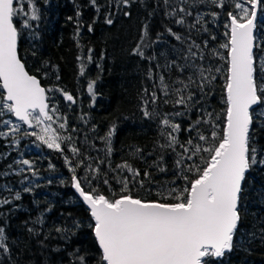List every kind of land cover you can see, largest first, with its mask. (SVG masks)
<instances>
[{
	"label": "trees",
	"instance_id": "obj_1",
	"mask_svg": "<svg viewBox=\"0 0 264 264\" xmlns=\"http://www.w3.org/2000/svg\"><path fill=\"white\" fill-rule=\"evenodd\" d=\"M96 3L99 11L91 0H36L40 19L30 21L32 27L25 29L22 25L27 4L24 0H16L14 7L21 9L14 18L20 31L19 56L29 74L36 75L45 89H62L74 98V102L67 101L60 91L47 92L50 106L54 105L58 114L67 121V127L58 131L62 135H70L72 146L78 147L82 154L89 157L84 165L76 169V173L84 178L89 164L93 168L99 167L100 179L93 180L92 186H99L102 191L110 194L108 186L103 184V174L108 173L112 190L119 192L120 185L112 179L115 172L110 169H115L117 164L127 160L141 172L148 170L152 173V182L146 183L144 189L134 187L133 192L156 198L159 186L172 181L177 171L176 153L159 147V144L165 142L161 136L159 119L163 118L164 113L171 115L184 110L182 106L174 107L171 102L164 104L165 97L159 91L160 76H164L165 83L172 86L178 77L186 79L191 74L190 70L181 74L176 67L169 68L168 65L173 60L183 65L184 54L193 40L201 45L206 57L197 63H203L205 67L224 65L225 61L220 60L219 56H211L209 53L212 50L225 52L219 45L226 41L227 12L234 9L231 4L216 7L203 3L191 7L189 0L183 6L189 7L193 14L185 17L184 24L178 25L175 20L181 13L166 15L173 8L181 6L178 0H169L168 5H165L164 0H133L127 7L117 5L116 0H96ZM78 11L79 16L76 15ZM125 11L130 15L125 16ZM212 12H217V17L214 18ZM198 13L202 19L197 24L195 21ZM109 16L113 20L111 25L105 22ZM257 23L261 25L258 34L264 37V11H261ZM89 25L92 31H89ZM145 25L148 26L150 39L155 40L157 34L161 37L151 48L146 49V55L155 56L151 61L132 54ZM167 28H171L183 39L176 40L167 33ZM205 28L207 31H204ZM205 40L208 41L207 49H204ZM89 48L92 49L91 53L88 52ZM82 65L83 74L80 72ZM149 67L153 70L152 79L147 76ZM90 81H95L93 93L88 91ZM223 83L221 74L206 89L211 95H206L198 107L220 113L224 107ZM192 90L199 100L201 94L194 86ZM153 91L159 97L155 107L160 117L147 119L141 108L144 107L143 100L149 99ZM167 98L172 100L175 97ZM147 107L151 111L154 106L149 104ZM198 115V111L193 110L183 117L173 118L174 122L181 124L182 130L175 134L181 143L189 138L188 132L183 129H187L188 124L196 120ZM8 118H12V115L6 114L2 119ZM60 122L63 120L53 126L58 128ZM113 125V151L108 155L105 142L99 137L105 136ZM206 127L202 125L201 130L204 131ZM73 128L76 130L72 131ZM6 130L0 124V131ZM253 130L255 145L264 158V127L254 125ZM192 136L195 137L196 133L193 132ZM33 141L31 149L18 157L17 154L25 149L21 147L22 143L19 142L16 149H11L13 136L0 137V173L9 172L8 175H0V199L11 200L7 205L0 204V226L6 230V242L10 247L8 254L0 253V264H69L68 253L77 249L87 258V264H96L98 246L88 227L90 217L87 207L71 187L72 173L64 162V156L78 161L84 159V155L74 156L68 142L62 144V155ZM135 148L141 149L142 154L131 155ZM180 151L177 146L176 152ZM161 155L163 162L160 166L166 169L164 172L158 171L153 164ZM18 159L33 161L38 171L37 177L25 173L32 181V192H23L24 187L30 186L29 182L21 184L22 175H16L8 168L9 165H13V169L18 168L14 164ZM50 163L54 169H49ZM49 180L52 182L48 183ZM61 180L65 183L61 184ZM167 186L183 187L184 182L180 179L178 184ZM84 187L90 190L87 183H84ZM16 191L21 193L19 200L12 199ZM240 211L241 221L235 236V248L222 258L210 259L209 264H264V165L257 164L246 174ZM38 217L43 220L42 224L34 223ZM74 220L81 222L79 229H72L74 235L62 238L55 232L57 226L72 228ZM28 228H34L39 235L29 233ZM56 248L59 251H53Z\"/></svg>",
	"mask_w": 264,
	"mask_h": 264
},
{
	"label": "snow or ice",
	"instance_id": "obj_2",
	"mask_svg": "<svg viewBox=\"0 0 264 264\" xmlns=\"http://www.w3.org/2000/svg\"><path fill=\"white\" fill-rule=\"evenodd\" d=\"M15 2L16 0H0V124L7 129L0 131V137L12 135L13 142H18L21 136H35L36 140L47 148L62 155V144L68 142L69 150L74 156L84 155V159L78 161L64 156V162L72 173L71 187L87 207L90 217L88 227L98 246L96 264H209L210 259L222 258L226 253L233 251L241 221L240 201L246 174L253 166L264 165V158L255 145L253 130L254 125L264 127V37L258 34L261 25L257 23L261 11H264V0H190L191 7L203 3L216 7L231 4L233 7V11L227 12L226 41L219 45L225 52L212 50L209 53L211 56H219L225 64L219 67H205L203 63H197L198 60L204 61L206 57L201 45L193 40L184 54L185 63L179 65L173 60L168 65L169 68L176 67L181 74L187 70H190L191 74L186 79L178 77L172 86L165 83L164 76H160L159 91L165 97L164 104L171 102L174 107L182 106L184 110L171 115L164 113L163 118L159 119L162 126L161 136L165 141L159 144V147L176 153L177 171L172 181L159 186L156 198L140 196L133 192L134 187L144 189L146 183H151L152 173L148 170L141 172L127 160L117 164L115 169H110L115 172L112 179L120 185L119 192L112 190L107 178L108 173L103 174V184L108 186L110 194L102 191L99 186H92L93 180L100 179L99 167L93 168L89 164L84 178L76 173V169L84 165L89 157L82 154L78 147L72 146L70 135H62L58 131L67 127V121L58 114L54 105L50 106L47 92L60 91L67 101L74 102V98L62 89H45L37 76L29 74L26 70L18 51L20 31L14 23V18L21 9L14 7ZM24 2L27 4V10L22 27L29 29L32 27L30 21L40 19V10L36 0ZM132 2L133 0H116L117 5L122 4L125 7ZM91 3L99 11L96 0H91ZM164 3L168 5L169 0H164ZM178 3L181 6L178 9L173 8L166 15L175 16L177 12L181 13L175 23L182 25L185 23V17L193 13L189 7L183 6L189 3V0H178ZM76 15H80L79 11ZM124 15L129 16L130 13L125 11ZM211 15L215 18L218 13L212 12ZM201 19L202 16L198 13L195 23H200ZM105 22L111 25L113 20L109 16L105 18ZM92 30L89 25V31ZM166 31L176 40L183 39L171 28ZM160 38V34H157L155 40L150 39L148 26L145 25L132 54L141 59L154 60V55H146V49L151 48ZM212 39L215 40L216 37L213 36ZM207 45L208 41L205 40L204 49H207ZM88 52L91 53L92 49L89 48ZM80 72L84 73L83 65ZM221 74L224 81L223 109L220 113H215L208 112L206 108H199L204 97L211 95L206 89ZM147 76L149 79L153 78L151 67ZM94 83L95 81L89 82V93H93ZM193 86L201 94L199 100L196 99V92L192 90ZM144 91L147 93V89ZM169 96L175 98L169 100ZM158 102L156 91L150 94L149 99L143 100L144 107L141 111L145 118L160 117V112L155 107ZM149 104L154 106L151 111L147 107ZM193 110L198 111L199 115L188 124L187 129H183L188 132L189 138L181 143L175 135L182 130L181 124L174 122L173 118L183 117ZM6 114L16 117V121L2 119ZM60 120L63 122L58 124V128H54L53 125ZM22 125H27L33 130L22 128ZM202 125L207 126L204 131L201 130ZM114 130L115 125L105 136L99 137L105 142L108 155L113 151L111 137ZM206 131L208 134H205ZM193 132L196 133L195 137L192 136ZM177 146L182 151L176 152ZM141 154L142 150L139 148H135L131 153L133 156ZM157 161L153 164L158 171H166L160 166L163 162L162 155ZM14 164L19 167L13 169V165H9L8 168L16 175H22L21 184L28 181L30 185L24 187L23 192H32V181L25 173H31L32 177L38 176L34 162L18 159ZM49 169H54L51 163ZM8 174L7 171L0 173ZM180 179L184 182L183 187L167 186L178 184ZM60 183L64 184L65 181L61 180ZM84 183H87L90 190L85 189ZM8 191L11 192V189ZM20 198V191H16L12 199ZM9 203L11 200L8 198L0 199V204ZM34 223L42 224L43 220L38 217ZM80 227L81 222L74 220L72 228L57 226L55 232L62 238H68L69 234H75L72 229ZM28 232L39 235L34 228H28ZM6 241V230L0 226V253L10 252ZM53 251H59V248ZM68 257L69 264H87V258L80 254L79 249L68 253Z\"/></svg>",
	"mask_w": 264,
	"mask_h": 264
},
{
	"label": "rangeland",
	"instance_id": "obj_3",
	"mask_svg": "<svg viewBox=\"0 0 264 264\" xmlns=\"http://www.w3.org/2000/svg\"><path fill=\"white\" fill-rule=\"evenodd\" d=\"M8 119L13 120V119H15V118L12 116V118H8ZM22 127L25 128V129H28L29 131H32V130H33V129H29L27 125H22ZM53 127H54V126H53ZM54 128H56V127H54ZM6 131H7V130H6ZM11 136H12V135H11ZM33 140H36V137H35V136H28V137L21 136V137H20L19 142L22 143L21 147H22V148L24 147L25 149L22 150L21 152H19V153L17 154L18 157L23 156V154H24L25 151H28L29 149H31L32 144H34V141H33ZM36 141H38V140H36ZM19 142H12L11 144H12L13 146H11V149H13V148L16 149L15 146H18V145H19ZM30 142H32V143H30ZM38 143L41 144L44 148H47V146L44 145V144H42L40 141H38ZM21 147H20V148H21ZM74 190H75V189H74Z\"/></svg>",
	"mask_w": 264,
	"mask_h": 264
},
{
	"label": "water",
	"instance_id": "obj_4",
	"mask_svg": "<svg viewBox=\"0 0 264 264\" xmlns=\"http://www.w3.org/2000/svg\"><path fill=\"white\" fill-rule=\"evenodd\" d=\"M42 86V85H41ZM43 87V86H42ZM14 117V116H13ZM16 119V117H14ZM78 194V193H77ZM79 196V195H78ZM80 198V197H79ZM81 199V198H80ZM82 200V199H81ZM86 206V205H85Z\"/></svg>",
	"mask_w": 264,
	"mask_h": 264
}]
</instances>
